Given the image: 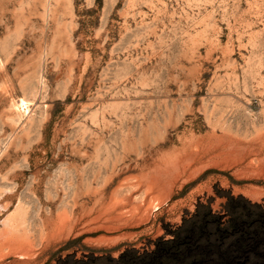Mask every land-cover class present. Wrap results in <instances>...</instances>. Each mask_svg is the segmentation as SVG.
<instances>
[{"label": "rangeland", "instance_id": "374dc122", "mask_svg": "<svg viewBox=\"0 0 264 264\" xmlns=\"http://www.w3.org/2000/svg\"><path fill=\"white\" fill-rule=\"evenodd\" d=\"M0 264H264V0H0Z\"/></svg>", "mask_w": 264, "mask_h": 264}, {"label": "bare ground", "instance_id": "6f19581e", "mask_svg": "<svg viewBox=\"0 0 264 264\" xmlns=\"http://www.w3.org/2000/svg\"><path fill=\"white\" fill-rule=\"evenodd\" d=\"M18 108H19V110L21 111V113H26L27 112V109H28V104H27V102H26V100H24V99H21V100H19L18 101ZM229 143H225L224 144V142H223V139H221V138H217V140L214 142V144H213V148L212 149H210V148H208V150H210V152H216V156H213V158L211 157V158H209L210 159V161H211V159L213 160L214 159V157H220L221 159V161H223V162H229V163H232V162H234V159L233 158H231V156L233 155V156H236V154L238 153V152H236L235 151V149H233V150H231V148H232V144L230 145V147H229ZM234 148H235V146H234ZM185 151V150H184ZM199 152V151H198ZM198 152H195L194 150H189L188 152L186 151L185 153L183 152V154L181 155V156H177L176 155V153H175V156L176 157H174L175 159H174V162H175V164L176 165H179V164H182V163H184L185 161L187 162H194V163H196L197 164V162H201V160H200V158H198L199 157V153ZM212 155V154H211ZM209 156V155H208ZM173 157V156H172ZM235 158V157H234ZM238 158V157H237ZM167 159H169V158H167ZM172 159V158H171ZM216 160H217V158H216ZM236 161V160H235ZM199 162V163H200ZM222 162V164H224ZM171 164V163H170ZM187 164V163H186ZM193 164V163H192ZM168 165V164H167ZM167 165H165L166 167H167ZM260 166V165H259ZM181 167V166H180ZM250 168H252V165L251 164H249V166H247V168L246 169H250ZM245 169V168H244ZM244 169H243V171H244ZM252 169H254V168H252ZM256 169V168H255ZM187 170V169H186ZM247 170V171H248ZM257 170V169H256ZM259 170H261V169H259ZM263 170V169H262ZM262 170H261V172H262ZM250 171V170H249ZM253 172H254V170H252ZM185 172V171H184ZM259 172V171H258ZM260 173V172H259ZM163 174H165V173H163ZM183 174V173H182ZM152 177V176H151ZM153 179V178H152ZM160 180V179H159ZM163 180V179H162ZM150 182V181H149ZM157 183V182H156ZM149 184H151V182L149 183ZM161 184V183H160ZM151 188V187H150ZM158 188H160V187H158ZM112 210V209H111ZM144 213H145V210L143 211ZM142 212V213H143ZM141 213V211L139 212V215L140 214H142ZM143 213V214H144ZM103 214V213H102ZM107 214H109V213H107ZM111 214H112V212H111ZM115 214V213H114ZM142 214V215H143ZM146 214V213H145ZM139 215H138V219H139ZM108 216V215H107ZM117 216H119V215H117ZM120 216H122L121 214H120ZM115 217V220H120L121 219V217ZM124 216V215H123ZM143 216H145V215H143ZM142 217V216H141ZM109 218V217H108ZM134 218V217H133ZM99 219V218H98ZM105 219V218H104ZM23 220V219H22ZM21 220V221H22ZM112 220V219H111ZM69 220H67L66 218H61L60 219V221H59V223L57 224V231H61L62 229H64V227L67 225V222H68ZM26 222V221H25ZM110 222V221H109ZM114 222V221H113ZM115 222H117V221H115ZM11 223V222H10ZM108 223V222H107ZM69 224V223H68ZM22 225H23V223H22ZM25 225V224H24ZM23 225V226H24ZM15 226H17V224L15 225ZM104 226V225H103ZM68 227V226H67ZM29 229V228H28ZM55 231V230H54ZM55 235H56V233H55ZM52 237V236H51ZM23 250L24 251H27V250H29V249H22V250H19V252H23ZM17 253V252H16ZM24 253V252H23ZM28 253V252H27ZM17 254H19V253H17ZM22 254V253H21Z\"/></svg>", "mask_w": 264, "mask_h": 264}]
</instances>
